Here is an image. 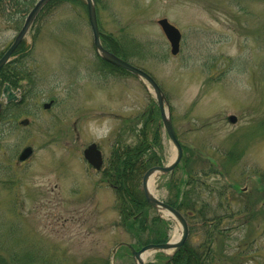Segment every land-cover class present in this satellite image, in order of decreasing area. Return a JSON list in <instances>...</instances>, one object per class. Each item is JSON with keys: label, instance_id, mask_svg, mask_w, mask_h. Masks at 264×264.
<instances>
[{"label": "rangeland", "instance_id": "rangeland-1", "mask_svg": "<svg viewBox=\"0 0 264 264\" xmlns=\"http://www.w3.org/2000/svg\"><path fill=\"white\" fill-rule=\"evenodd\" d=\"M79 4L42 14L24 41L26 54L12 58L24 57L34 84L13 90L16 104L28 96L29 114L17 124L29 126L0 144V255L7 261L22 256L28 264L32 253L34 264H134L126 249L113 258L119 244L136 242L113 190L83 153L97 144L106 165L114 151L146 137L144 160L167 166L176 157L154 95L132 75L103 67ZM97 8L102 39L126 47L129 62L163 90L185 149L173 175L155 178L156 196H187L196 213L187 215L188 243L204 245L214 264H264V0H101ZM25 18L8 20L0 8V55ZM162 19L182 34L177 57ZM27 147L34 154L21 164ZM201 211L208 227L220 221L205 229ZM179 227L168 225L169 240Z\"/></svg>", "mask_w": 264, "mask_h": 264}, {"label": "trees", "instance_id": "trees-1", "mask_svg": "<svg viewBox=\"0 0 264 264\" xmlns=\"http://www.w3.org/2000/svg\"><path fill=\"white\" fill-rule=\"evenodd\" d=\"M38 0H3L0 3V8L8 20L13 18V15H20L25 18L31 9L34 7ZM96 4L101 5V0H95ZM83 0H56L47 7L50 10L64 4L80 5ZM18 30L20 28H17ZM104 47L118 57L129 61L127 48L119 45L116 41L111 39H102ZM23 46L19 48L15 55L23 54ZM24 58V57H23ZM21 58L17 61L11 62L3 70L0 71V84L4 86L9 84L14 89H20V83L28 82V85L34 84V80L27 70L25 60ZM103 67L111 70L112 72H120L118 69L111 65L103 63ZM30 92L32 90L30 89ZM25 93V92H24ZM27 96L24 95L23 102L20 104H9L0 107V144L4 141L7 135L17 130V121L19 118L27 114V104H25ZM147 138H142L140 143L134 149H127L124 151H114L111 160L108 162L105 170L102 172L103 180L114 190L117 200L116 210L121 218L122 225L127 229L128 233L132 236L135 243V248H141L149 244H161L168 241L167 227L168 224L161 221L157 216L150 217L152 209L147 205L141 190V182L145 172L153 166L156 162L153 158L144 160L150 147L147 143L143 142ZM180 195L172 198L168 204L175 209L181 211L185 215L192 212L194 215V208L187 196L183 202L180 201ZM179 200V201H178ZM192 216V218H194ZM203 216V218H202ZM204 213L201 211L198 219L204 223L205 229L211 228L212 224H207V219L204 218ZM190 218V217H189ZM188 218V219H189ZM220 220L216 219L215 222ZM207 245L212 240V235L207 231ZM206 235V236H207ZM208 249L204 250V245L199 248H193L187 243L184 248L178 252L172 263H167L162 257H158L159 262L155 264H213L212 254ZM18 256V255H16ZM15 256V257H16ZM22 256L18 258L11 257L9 261L0 255V264H25L21 261ZM24 261L28 264L36 263L32 253L26 255ZM43 261L40 257L38 261Z\"/></svg>", "mask_w": 264, "mask_h": 264}, {"label": "water", "instance_id": "water-1", "mask_svg": "<svg viewBox=\"0 0 264 264\" xmlns=\"http://www.w3.org/2000/svg\"><path fill=\"white\" fill-rule=\"evenodd\" d=\"M1 1V0H0ZM55 0H39V2L36 4L34 9L31 11L30 15L28 16L21 32L15 39L13 45L9 48V50L5 53V55L0 60V70L9 62L11 56L15 53L17 48L20 46V44L25 39L26 35L28 34L29 30L33 26L35 20L39 16V14L43 11V9L53 2ZM89 15V21L91 25V30L93 33V39H94V48L96 51V54L106 63L123 70L137 79L140 80V82L149 90V87L153 90V93L155 95L158 108L160 110L162 123L164 125V129L174 145V147L177 150V157L176 159L167 167H153L150 170L146 172L144 175L143 181H142V188L144 192L145 199L150 207H152L154 210H156L159 214H165L168 216V218L176 223H179L182 228V236L180 240L177 243H167V244H161V245H148L146 247H143L139 251H136L132 246L128 244H121L119 245L115 251L113 256L115 257L118 250L122 247L127 248L130 250L133 261L135 264H146L145 258L146 256L150 254H156V253H162L166 257L169 258V262L172 261L173 257L180 252L184 245L188 241L189 237V227L186 222V219L184 216L177 210L173 209L166 203L160 201L157 199L154 194L151 191V181L153 178L158 176H168L171 173L175 171L177 166L181 163L182 157H183V148L181 144L179 143L174 127L172 122V116L170 113L169 105L167 102V99L157 84V82L146 72L134 67L133 65L129 64L128 62L118 58L116 55L110 53L107 51L102 43H101V33L99 30L98 20H97V11H96V5L94 0H85ZM160 27L162 28L165 36L167 37L168 41L171 44V54L173 56H177L180 52V43H181V34L180 32L171 26L167 20H162L159 22ZM9 93V95H8ZM4 95L7 97L8 102L16 101V97L12 94L11 88L7 86L4 89ZM53 103L46 104L44 106L45 110H50L52 108ZM230 123L232 125L237 124V118L231 117L229 119ZM22 124L27 125L28 121L23 122ZM33 155L32 148L25 149L20 157V162L27 161L31 156ZM84 158L89 163L90 166L96 171H101L103 168V156L100 150L98 149L97 145H92L89 148H87L84 152ZM163 218V217H161ZM171 252V254H169Z\"/></svg>", "mask_w": 264, "mask_h": 264}, {"label": "bare ground", "instance_id": "bare-ground-1", "mask_svg": "<svg viewBox=\"0 0 264 264\" xmlns=\"http://www.w3.org/2000/svg\"><path fill=\"white\" fill-rule=\"evenodd\" d=\"M152 183H153V180L151 181V191H153V193L155 194L154 187H153ZM179 239H180V232L178 229H176V231L174 232V234L172 236V242L176 243L179 241Z\"/></svg>", "mask_w": 264, "mask_h": 264}, {"label": "flooded vegetation", "instance_id": "flooded-vegetation-1", "mask_svg": "<svg viewBox=\"0 0 264 264\" xmlns=\"http://www.w3.org/2000/svg\"><path fill=\"white\" fill-rule=\"evenodd\" d=\"M210 253L208 252V255H209Z\"/></svg>", "mask_w": 264, "mask_h": 264}]
</instances>
